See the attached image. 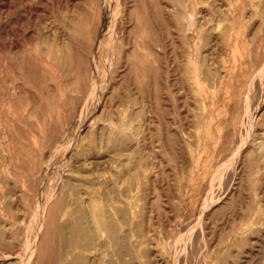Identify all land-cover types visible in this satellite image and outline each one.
Instances as JSON below:
<instances>
[{
    "label": "rangeland",
    "instance_id": "rangeland-1",
    "mask_svg": "<svg viewBox=\"0 0 264 264\" xmlns=\"http://www.w3.org/2000/svg\"><path fill=\"white\" fill-rule=\"evenodd\" d=\"M165 1L169 6L166 7L165 15L161 16L157 1H155L154 7L151 2H148V8H150L148 15L149 9L144 11L142 1L137 0V12H135L132 22L129 11L134 6H131L132 2H128L127 14L120 17L121 22L118 29V0H0V222L12 223L14 226L13 238H5L0 235V264H18L15 259L19 252L10 248H13L11 245H17L19 242V225L22 221L28 227L35 225L34 210L38 197L42 193L40 181L43 176V157L48 158L49 151L59 143V147L62 146V149L66 147L64 149H67V152L65 154L62 152L56 157L52 167L55 169L62 162L66 164L67 161L64 162V159L76 152L81 132L86 127L84 119L88 121L89 125L91 112L98 109L92 104L93 101H90L89 115L87 118H82L81 111L91 89L93 63L95 62L99 66L100 71L104 70L101 72L102 75L99 72V77H102L99 79L101 84L105 80V83L109 85L107 94L102 97L104 104H118V113L121 114V110L131 103V99L132 102H136V100L141 102L143 85L139 84V79L136 80L135 74L132 75L134 72L130 70V64L126 58L116 72L114 63L105 59L106 55L110 53L111 59L115 61L117 48H120L121 43L124 45L122 55L127 57V53L133 49L135 42L140 40L139 51L147 54V61L150 65L147 70V80H150V94L148 93L147 100L153 122L149 139L150 146L147 150L149 153L148 167L133 171L134 174H139L143 180H146L144 176L148 174L149 180H151V185L143 188L142 192V202L146 207L145 226H151L153 237L159 241L158 248H169L172 253L171 258L174 259L171 264H182V257H185V264H259L260 262L262 264L264 226H257L246 239H242L243 241L235 234L241 229L240 226L243 225V228L248 226L245 223H248L254 212L260 210V208L257 210L259 206L264 210V174L255 179L252 172L258 162L264 163V157L260 156L258 146L255 144L258 135L264 136V72H258L257 68L259 67L251 65L250 62H243L237 67L236 75L232 74L231 68L235 62L230 59V56L233 53L229 54V51L224 48L225 46L220 44L218 51L214 53V60H211L210 64L219 71L221 76L215 77L211 82H203L195 93L197 100L187 99L183 89L184 86L187 87V80L185 78L180 82L177 62L170 54L174 50V52L180 53L187 48L180 45L182 44L180 36H183L184 33L181 31L183 19L175 16L171 4L176 2L179 5L182 2L181 0H177L178 2ZM183 5L184 3H182ZM182 6H178V9ZM211 6H214L218 11L214 15L212 25L223 24L226 28L229 27L228 31L234 35L233 37L238 35L242 40L248 41L247 48L253 47L254 44L251 41L255 40V36L264 38V30L261 33L257 30L259 19L261 16L264 17V0H209L201 8L208 11ZM206 11L204 12L207 13ZM113 14L116 17H112ZM139 14L140 16H138ZM65 15L75 18L77 23V32L70 34L71 42H69L72 48L69 55L71 61L67 67L68 74L66 76L49 55L54 48L52 36L54 27L61 25L62 37L68 35L69 29L63 22ZM206 17H209V14ZM175 18L180 21H175ZM111 20L115 21L112 22L115 25L112 32L111 29L108 30V27L112 28ZM133 21H136L135 24ZM75 22L73 21V23ZM104 31L109 32V35L104 39V43L95 49V42ZM47 32L48 34H46ZM171 32L175 33L176 48L170 43L172 38L169 37V33ZM139 34L141 35L138 36ZM144 35L146 39H143ZM145 43L147 45L150 43L154 47L147 46ZM104 44H110V49ZM82 47L86 48V52ZM88 50L90 52H87ZM166 51L171 52L167 53ZM242 51V47L236 50L238 57ZM93 56L95 57L92 58ZM98 56L103 59L100 60ZM157 56L158 59H156ZM182 59L185 68L192 65L188 59ZM236 63L238 65L239 61ZM170 65V69L167 70ZM202 71L203 68L200 67L201 76H203ZM115 74H117L116 78L113 79L112 75ZM45 83H47L46 86ZM57 83L68 90L67 97L71 94L75 95V92H71L69 89L80 88L83 85L80 88L81 96L71 106L72 109L69 108L70 106L62 105L59 112L55 110L54 104L60 101ZM111 91L114 92L113 97L111 94L108 96ZM130 91L131 97L129 96ZM193 95L191 96L193 97ZM24 97L29 99L35 113L31 119H28L27 114L24 113ZM178 97H181L182 100ZM12 103L17 106H12ZM138 105L141 106V103ZM14 108L17 109L14 110ZM70 111L73 112H71L73 115L69 114ZM57 118H61V121ZM37 119L38 121H36ZM118 119H120L119 116ZM59 124L65 129L63 133ZM8 130L11 132L8 133ZM161 139H164L163 142ZM11 145L12 147H10ZM5 157L10 159L12 171H5ZM123 158L126 159L125 156ZM219 166L222 168L219 169ZM183 237H187V242H184ZM229 240L232 241V245L228 244ZM51 242L44 237L37 240L38 251L32 264H37L38 258H41L45 264V260H48L47 254L51 250H49ZM207 247L208 249L216 248L217 251L208 252ZM193 248L200 253L197 257L198 260L195 254H192ZM156 255L154 253L149 258L151 263L155 262V259L157 260ZM215 256H217L216 259ZM250 256L254 259L252 260ZM236 257H239L237 259H240L241 262ZM126 259L120 260L118 264L145 263V259L132 261Z\"/></svg>",
    "mask_w": 264,
    "mask_h": 264
},
{
    "label": "bare ground",
    "instance_id": "bare-ground-1",
    "mask_svg": "<svg viewBox=\"0 0 264 264\" xmlns=\"http://www.w3.org/2000/svg\"><path fill=\"white\" fill-rule=\"evenodd\" d=\"M141 1H142L144 11H147L149 9L148 15L150 14V8H148V2H151V4H153V7H154L155 6L154 3H155V1H157L159 8H160L161 16L165 15L166 7L169 6L168 4H166L165 0H160V1L159 0H141ZM174 1H177V0H174ZM208 1L209 0H181V2L184 3L183 6H182V3L179 5H177L176 2L171 3L173 6L172 11L175 14V16L183 19V22H181V28H182L181 31H183L184 33L182 32L183 36H180V34H179V36L182 37L181 38L182 44H180V45H183V47H187V48L184 49L183 51H181L180 53L174 52L175 50L173 51V53L171 51L167 52L168 50L166 52L167 53L171 52L170 54L174 56V60L177 62V65H178L177 68H179V70H177V71L179 74L180 82L184 81L185 78L187 80V87L186 86L183 87V89L186 92L187 99L197 100L195 93L201 87L202 83L203 82H206V83L211 82L215 79V77L217 78V77L221 76L219 71L217 69H214V67H212V64H210V61L214 60V58H213L214 53L216 51H218V49H219L218 47L220 46V44L225 46L224 48H226L229 51V54H230V52L233 53L230 56V59H232V61L235 62L232 65L233 68H231L232 74L236 75L237 67H239L241 65V63H243V62H250L251 65H253L255 67H259V68H257L258 70L256 69L258 72L259 71H260V73L264 72L263 71V69H264V38L261 39V36H258V35L255 36L256 37L255 40L251 41V43L254 44L253 47L247 48L246 45H247L248 41L242 40L238 35L236 37H233L234 35L228 31L229 27L226 28L223 24H217V25L213 26L212 22H213V19L215 17L214 15H216L218 11L215 9L214 6H211V8L209 7L208 11H206V9H204V8H201V6L203 4L208 3ZM128 2H132L131 6L132 5L134 6V7H132L133 9H131L129 11L130 15H131V19H130L131 22L134 18L133 16L135 15V12H137V7H138L137 0H118V9H117L118 10V12H117V14H118V16H117L118 17V29H119V24L121 22L120 17L127 14ZM98 3H99V1H98ZM178 6H182L181 7L182 9L181 8L178 9ZM71 9H73V8H71ZM157 11H158V9H157ZM204 11H206L207 13H205ZM208 14H209V17H206ZM146 15H147V12H146ZM113 16H114V14L112 15V17ZM138 16H140V14ZM150 16H152V15H150ZM114 17H116V16H114ZM146 17H145V19H146ZM60 18H61V16H60ZM158 19H160V18L158 17ZM259 20H260V22H258L259 28L257 30H258V32L260 31V33H261V31L264 30V17L261 16V18ZM73 21L75 22V18L71 17L70 15H65L63 17V22L65 23V25L69 29L68 35L66 37L64 36L65 38L62 37L61 25H56L54 27V32L52 35L54 48H53V52L50 53L49 55L55 61L56 65L58 67H60L62 73H64V76H66L68 74L67 67L71 61V59H70L71 57L69 55L71 48H72L70 46L71 41L69 40L70 34H72V33L74 34L77 32V29H76L77 23L75 22L76 23L75 24V23H73ZM175 21L179 22L180 20L178 21V19H176ZM112 22H113V20H111V23ZM135 22L133 21L134 24H135ZM154 22H155V20H154ZM113 23L111 26L112 28L108 27V30L111 29V32H112L113 27H115V25ZM160 23H161V21H160ZM143 25H144V23H143ZM137 27H139V26H137ZM145 27H146V24H145ZM136 29H138V28H136ZM158 29H159V26H158ZM169 29H171V28H169ZM173 29H174V27H173ZM230 30H232V29H230ZM50 31H52V30H50ZM92 32H93V30H92ZM135 32H137V31H135ZM139 32H140V30H139ZM108 33L106 31H104V33L101 36H99V38L95 42V49H98L99 46L104 43V39L106 38V36L108 37V35H109ZM260 33H259V35H260ZM42 34H43V32H42ZM46 34H48V32ZM135 34H137V33H135ZM140 35L141 34H139L138 36H140ZM142 35H143V33H142ZM174 35H175V33H173V32L169 33V37L172 38V40H170V43H171V45H173V47L176 48V45H175L176 42L174 39ZM146 37H148V36H146ZM144 38H145V35H144L143 39ZM166 39H168V38H166ZM140 41H136L137 43L135 42L133 49H131V51L129 53H127V57L122 55L123 54L122 49L124 47V45H122L123 43H121L120 48H117L118 51H117V54H116L115 59H114L115 61H113V59H111L110 53H108L106 55V58L103 55H101V56H103V58L107 59L108 62L114 63L115 72L118 70V67L120 66L122 61L126 58L127 62L130 64V66H129L130 70L132 72H134L133 74L132 73L131 74L132 75L135 74L136 80L138 81V79H139V81H138L139 84L143 85L141 88L142 93H143L141 102H139V101L137 102V100H136V102H132V99H131V103L126 105L127 107L124 106L125 108H123L121 110V114L118 113V104L112 105V104H106V103L104 104L103 103L104 101H102V97H103V95L107 94V90L109 88L108 87L109 85H108V83H105L106 82L105 80H104L105 84L104 83L101 84V82L99 80L101 76L99 77V75L104 70L100 71L99 66L95 62L94 63L92 62L93 67H92V75H91V83H90L91 89L89 90V92L86 96V100H85V103L83 105V109L81 111L82 112V118L83 119L87 118L89 115L88 111H89L90 101H93L92 104H94V107L98 108V109L96 111L91 112L92 115L89 118L91 122L89 125L87 123L88 121L84 119L86 127L81 132V135H80L81 139L77 143L76 152L72 153L69 157H66L64 159V162L67 161L66 164H63V162H62L59 165H57L55 167V169H53V167H52V165L54 163V159L56 157H58L59 155H61L62 152H63V154H65L67 152V149H64L66 147H64L63 148L64 151H62L63 150L62 146L60 148L59 143L55 144V146L53 147V149H51L49 151V153L47 152L48 158L45 159L43 157V161H42L44 164V167H42L43 168L42 169L43 170V176H42V179L40 181V189H41L42 193H41L40 197H38L39 199L36 203V207L34 210L35 225H34V227H28L26 225V223H24L22 221L21 224L19 225V228H18L19 235H20L19 239H18L19 242L17 245H11L13 248L9 247L12 250L13 249L18 250L19 253L16 255V259H15L18 264H21V263L22 264H32V260L35 259L34 256H35L36 252L38 251L37 240L38 239L40 240V238H42V237H44L49 242L52 241L51 242L52 244H50V247H49V250L50 249L51 250L47 254L48 260H45V264H118V262L120 260L122 261L126 258H127L126 260L129 259L130 261L136 260V259H142V260L145 259L146 264H171L174 262V259L171 258L172 253L169 251V248L168 247H166L164 249L158 248L159 241L153 237L154 234L151 233L152 232L151 226L150 227L145 226V209H146V207H145V204L142 202V200H143L142 199V192H143V188L145 189L146 187L151 185L150 184L151 180H149L150 176H148V174H147L146 176H144L146 178V180H143L139 174L136 175L133 172L135 170H139V169H142L144 167L145 168L148 167L149 153L147 150L150 146L149 145V139L151 138L150 134H151L152 123H153L152 119H151L152 116H151L150 109H149V103L147 100L148 93L150 92V88H149L150 87V85H149L150 80L149 81L147 80V74H148L147 70H149L150 65H149V62L147 61V58H148L147 54L146 53H140V51H139L138 43ZM45 42H46V40H45ZM108 42L111 43L110 41H108ZM106 45H105V47H106ZM149 45H151V44L149 43ZM149 45H147V46H149ZM107 46L110 49V44H108ZM151 46L154 47L153 45H151ZM151 46H150V48H151ZM240 47L243 48V51H242V54H240L238 57L236 54L237 53L236 50H239ZM82 48H84V47H82ZM88 48H89V46H88ZM179 48H180V46H179ZM85 49L86 48H84L83 50L86 52ZM102 49H103V47H102ZM102 49H100V50H102ZM172 50H173V48H172ZM153 51H154V49H153ZM87 52H90V50H88ZM151 52H152V50H151ZM98 54L100 55V51ZM163 54H165V53H163ZM163 54H161V55H163ZM167 55L169 56V54H167ZM101 56H98V58L100 57V60L102 58ZM148 56H150V55H148ZM40 57H41V53H40ZM94 57L95 56H93L92 58H94ZM164 57H163V59H164ZM182 58L188 59L192 63V65L188 68H185ZM156 59H158V56ZM40 61H42V60H40ZM96 61H97V59H96ZM238 61H239V64L237 65L236 62H238ZM78 62H80V61H78ZM166 62H167V60H166ZM186 62H188V61H186ZM89 64H90V62H89ZM170 67H171V65L169 67H167V70H169ZM200 67L203 68V71H202L203 76L200 75V72H199ZM256 70H255V72H257ZM161 71H162V69H161ZM152 73H154V72H152ZM158 73H159V71H158ZM125 74H127V73H125ZM168 74H169V71H168ZM168 74H167V77L170 75V74L169 75ZM52 75H53V73H52ZM101 75H102V73H101ZM116 75L117 74L112 75V78L113 79L116 78ZM155 76H156V74H155ZM123 77H125V76H123ZM123 77H122V79H123ZM156 77H158V76H156ZM141 78L143 79L142 81L140 80ZM174 78H176V77H174ZM110 80H112V79H110ZM175 80H178V79H175ZM71 82H73V81H71ZM120 82H122V81H120ZM46 84L47 83H45V86H46ZM43 85H44V83H43ZM155 85H157V84H155ZM136 86H138V85H136ZM57 87L60 91V101L56 102L54 104V106L56 108L55 110H58V112H59L60 107L62 105L66 106V107L70 106L69 108H71V106L74 105V103L81 96L82 90L80 88H82L83 85L80 88L73 87L72 89H69L71 92H75V95L71 94L69 97H67L68 96L67 95L68 90L64 89L60 83L59 84L57 83ZM153 87L155 88V86H153ZM179 87H181V86H179ZM129 89H128V91H129ZM165 90H166V88H165ZM170 90H169V92H172ZM137 91H138V89H137ZM137 91L135 90V92H137ZM138 92L140 93V91H138ZM109 94H111L112 97L114 96L113 91L108 93V96H109ZM192 94H194L193 97L191 96ZM129 96L131 97V91L129 93ZM159 96H160V94H159ZM20 97H21V95H20ZM138 97H139V94H138ZM178 98L180 99L181 97H178ZM219 98L220 97L218 96V99ZM41 100H42V97H41ZM54 100H56V99L54 98ZM180 100H182V99H180ZM139 103H141V106L138 105ZM152 103H154V102H152ZM24 104H25L24 113L27 114L28 119H31L33 114H35V113L33 112V109L31 107L29 99L25 98ZM14 105H16V104H13L12 106H14ZM151 106H152V104H151ZM76 107H78V106H76ZM177 107H178V105H177ZM41 108H42V106H41ZM49 108H51V107H49ZM15 109H17V108H14V110ZM67 110H69V109H67ZM71 112L72 111H70V113L69 112L68 113L71 115L73 113V112L72 113ZM158 112H159V110H158ZM53 113H55V112H53ZM57 114L62 115L61 113H57ZM179 114L181 115V113H179ZM60 115H58V116L60 117ZM118 116L120 117V119H118ZM23 118H25V117L23 116ZM57 119H59V118H57ZM60 119H59V121H61ZM180 120L182 121V118H180ZM36 121H38V119ZM53 124H55V123H53ZM171 124H172V122H171ZM60 127H62V126L60 125ZM62 129H63V127H62ZM64 130L65 129H63L61 132L63 133ZM10 132H11V130H8V133H10ZM161 140L163 142L164 139H161ZM255 141H256L255 144L258 146L260 156L263 158L264 157V136L260 137V135H258L257 139ZM12 145L10 147H12ZM237 155H238V153H237ZM123 156L126 157L125 160H124ZM5 158L6 159H5V163H4V169L6 172H9L11 170V161L8 157H5ZM249 161H251V160L249 159ZM222 163H223V161H222ZM34 164H35V162H34ZM29 165H31V164H29ZM118 167H119V170H118ZM220 168H222V167L219 166V169ZM227 168H229V167H227ZM246 168H248V167H246ZM216 169H218V168H216ZM223 170H224V168H223ZM173 171H175V170H173ZM245 172L247 173V171H245ZM252 172L255 176V179L260 178L261 174H264V163L258 162L256 165V168H254V170ZM27 175H29V174H27ZM15 176H16V174H15ZM180 182H181V180H180ZM46 185H49V186H46ZM147 191H149V190H147ZM147 191H145V192H147ZM251 193H252V191H251ZM254 197H255V195H254ZM44 199H46V201H44ZM249 203H251V202H249ZM248 207H251V206H248ZM259 208H260V210H258ZM257 210H258V212H254L251 215L248 223L247 224L245 223V225H248V226L243 228V225L242 226L239 225L241 229L235 234V236H237L238 238H241V240L244 238L246 239V237L249 236V234H251L252 231L257 226H259V225L264 226V210L261 208V206H259L257 208ZM248 214H250V213H248ZM244 215H245V213H244ZM251 223H253V224H251ZM237 227L238 226L236 225L235 228L237 229ZM263 229H264V227H263ZM13 233H14V226L12 223H6L4 221L0 222V235H3L5 238H7V237L13 238V236H12ZM186 238L187 237L182 238V239H184V242H187ZM229 241L230 242H228V244L230 243V245H232V241L231 240H229ZM263 242H264V240H263ZM220 243H221V241H220ZM238 243L240 244V242H238ZM259 243H260V241H259ZM200 246L202 248V245H200ZM204 246L206 247V245H204ZM252 246H254V245H252ZM198 248H200V247H198ZM225 248H228V247H225ZM202 249H204V248H202ZM207 249H208V247H207ZM237 249H239V248H237ZM233 250H236V249H233ZM172 251H174V250H172ZM207 251L213 253V252L217 251V249L216 248H210ZM259 251H260V249H259ZM154 253L157 254L156 255L157 260L155 259V262L152 261V263H151L149 258ZM247 253H248V251H247ZM262 253H260V254H262ZM192 254H195L196 259H197L198 255H200V253H198V251L195 250L194 248L192 249ZM251 254H252V252H251ZM257 254H259V253L257 252ZM0 256H1V253H0ZM234 257H233V259H234ZM260 257H262V256H260ZM184 258L185 257H182V260H183L182 264H185ZM216 258H217V256H215V259ZM237 258H239V257H236V259ZM251 258L249 259L250 261H251ZM151 259L153 260V258H151ZM236 259H235V261H236ZM253 259L254 258H252V260ZM211 260H213V259H211ZM258 260H260V259H258ZM202 261H203V259H202ZM238 261L241 262L240 259ZM247 261H248V259H247ZM261 261H262V264H264V253H263V259ZM255 262H257V261H255ZM43 263H44V261L41 258L37 259V264H43ZM257 263H259V261ZM1 264H3V263H1Z\"/></svg>",
    "mask_w": 264,
    "mask_h": 264
}]
</instances>
